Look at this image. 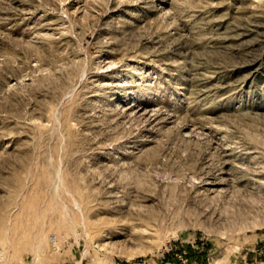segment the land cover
Masks as SVG:
<instances>
[{
	"label": "rangeland",
	"instance_id": "obj_1",
	"mask_svg": "<svg viewBox=\"0 0 264 264\" xmlns=\"http://www.w3.org/2000/svg\"><path fill=\"white\" fill-rule=\"evenodd\" d=\"M0 264H264V0H0Z\"/></svg>",
	"mask_w": 264,
	"mask_h": 264
}]
</instances>
